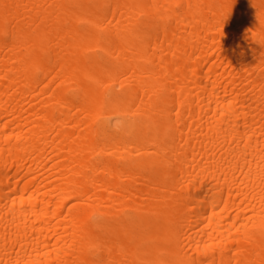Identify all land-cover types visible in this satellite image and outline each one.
Segmentation results:
<instances>
[{"label": "bare ground", "instance_id": "bare-ground-1", "mask_svg": "<svg viewBox=\"0 0 264 264\" xmlns=\"http://www.w3.org/2000/svg\"><path fill=\"white\" fill-rule=\"evenodd\" d=\"M0 264H264V0H0Z\"/></svg>", "mask_w": 264, "mask_h": 264}]
</instances>
